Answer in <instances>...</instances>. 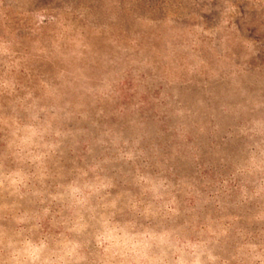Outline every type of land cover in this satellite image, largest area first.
Wrapping results in <instances>:
<instances>
[{"label": "rangeland", "instance_id": "obj_1", "mask_svg": "<svg viewBox=\"0 0 264 264\" xmlns=\"http://www.w3.org/2000/svg\"><path fill=\"white\" fill-rule=\"evenodd\" d=\"M0 264H264V0H0Z\"/></svg>", "mask_w": 264, "mask_h": 264}]
</instances>
